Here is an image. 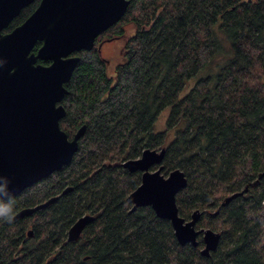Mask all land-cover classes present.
<instances>
[{
    "label": "trees",
    "instance_id": "1",
    "mask_svg": "<svg viewBox=\"0 0 264 264\" xmlns=\"http://www.w3.org/2000/svg\"><path fill=\"white\" fill-rule=\"evenodd\" d=\"M129 1L108 30L116 36L134 27L113 74L95 48L75 54L60 128L69 138L85 131L71 162L0 200V210H11L10 219L0 217V264H264V0ZM166 109L165 129L156 132ZM146 149H165L162 173L185 174L179 215L199 210L197 227L220 234L208 257L201 236L197 247L181 246L150 207L130 211L141 173L121 165ZM85 215L93 221L67 242Z\"/></svg>",
    "mask_w": 264,
    "mask_h": 264
},
{
    "label": "water",
    "instance_id": "2",
    "mask_svg": "<svg viewBox=\"0 0 264 264\" xmlns=\"http://www.w3.org/2000/svg\"><path fill=\"white\" fill-rule=\"evenodd\" d=\"M35 1L0 0V200L19 195L71 162L85 131L82 126L69 138L60 128L66 115L62 105L68 94L65 85L79 63L75 54L92 50L95 39L124 17L130 3L129 0H39L21 25L2 34ZM36 43L41 46L33 53ZM164 153L165 149H146L139 158L122 163L129 173H141L139 186L127 198L130 211L150 207L158 218L170 222L181 246L197 247L201 236L200 254L208 257L216 251L220 234L196 229L201 217L198 210L189 220L179 215L176 195L186 187L187 180L178 169L167 177L162 175ZM153 167L156 169L151 171ZM246 191L247 188L226 197L221 206ZM56 200L54 197L23 208L14 215V220L30 217ZM92 221L90 215L79 218L69 228L67 242L77 241Z\"/></svg>",
    "mask_w": 264,
    "mask_h": 264
},
{
    "label": "rangeland",
    "instance_id": "3",
    "mask_svg": "<svg viewBox=\"0 0 264 264\" xmlns=\"http://www.w3.org/2000/svg\"><path fill=\"white\" fill-rule=\"evenodd\" d=\"M125 30H126L125 31L126 37L124 39L120 40V42L119 41H116L113 46H108V47H106L105 51L101 52L102 57L105 58V59H107L108 62H109V66L107 68H108V71H109L110 74H113L114 68L117 65L118 61H119V58L121 56L120 49H121V46H122L123 42H125V40H127L134 33V27L132 25H126L125 26ZM106 33H107V36L108 37H111L113 35V31H109V32H106ZM168 111L169 110L166 109L165 111H163L159 115V117L157 119V122L155 124V131L156 132H160V131H163L165 129V121H166V118H167V115H168ZM75 133L76 132H74L73 135ZM155 169H156V167H153L150 170L151 171H154ZM162 175L164 177H167L168 176V174H164V173H162ZM228 196H230V195L225 196V198L228 197ZM199 212L201 213V217L200 218H202V216H203L204 213L201 212V211H199ZM189 219L190 218H188L186 220H189ZM196 229H198V230H200V229L206 230V229H209V228H204V227L203 228H199V227L196 226ZM29 231H31V229Z\"/></svg>",
    "mask_w": 264,
    "mask_h": 264
},
{
    "label": "flooded vegetation",
    "instance_id": "4",
    "mask_svg": "<svg viewBox=\"0 0 264 264\" xmlns=\"http://www.w3.org/2000/svg\"><path fill=\"white\" fill-rule=\"evenodd\" d=\"M38 3H39V0H36ZM35 3V2H34ZM38 3H37V5H38ZM37 7V6H36ZM24 22V21H23ZM22 22V23H23ZM22 23H20L19 25H21ZM12 24V23H11ZM11 24L9 25V27L7 28V29H5V30H3L2 31V34H6V33H9L10 31H12L13 29H15L16 27H18L19 25H17V26H14V27H12L11 26ZM117 24V23H116ZM115 24V25H116ZM115 25H113V26H115ZM112 26V27H113ZM12 27V28H11ZM111 27V28H112ZM110 29V28H109ZM108 29V30H109ZM108 30H106L104 33H102L101 35H99L96 39H95V43H94V47L93 48H95L96 50H97V52H98V54L101 56V58L105 61V63H106V66L108 67L109 66V62H108V60L107 59H105V58H103L102 57V54H101V52H103V51H105V49H106V47H108V46H113L114 45V43L116 42V41H119L120 42V40H122V39H124L125 37H126V35H125V33H122V34H118V35H116V36H111V37H108L107 36V33L106 32H108ZM124 30H125V27H124ZM126 31V30H125ZM126 41V40H125ZM123 44H124V42H123ZM123 44H122V46H121V49H120V54H122V48H123ZM40 46H41V43H36V45L34 46V48L32 49V52L33 53H36L37 52V50L40 48ZM37 63L38 64H42V65H48V63H45V64H43L44 62H41V61H37ZM30 230V229H29ZM28 237H31V236H28ZM27 238V237H26Z\"/></svg>",
    "mask_w": 264,
    "mask_h": 264
},
{
    "label": "clouds",
    "instance_id": "5",
    "mask_svg": "<svg viewBox=\"0 0 264 264\" xmlns=\"http://www.w3.org/2000/svg\"><path fill=\"white\" fill-rule=\"evenodd\" d=\"M6 208V206H3ZM10 208H7V210H0V217H6L10 219V216L8 215V213L10 212Z\"/></svg>",
    "mask_w": 264,
    "mask_h": 264
}]
</instances>
